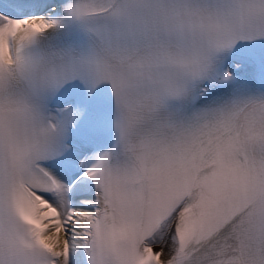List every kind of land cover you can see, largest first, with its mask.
<instances>
[{
	"label": "snow or ice",
	"instance_id": "1",
	"mask_svg": "<svg viewBox=\"0 0 264 264\" xmlns=\"http://www.w3.org/2000/svg\"><path fill=\"white\" fill-rule=\"evenodd\" d=\"M0 264H264V0H0Z\"/></svg>",
	"mask_w": 264,
	"mask_h": 264
}]
</instances>
